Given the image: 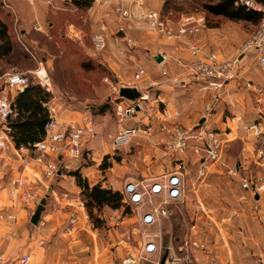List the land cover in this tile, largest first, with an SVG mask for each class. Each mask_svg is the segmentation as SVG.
Listing matches in <instances>:
<instances>
[{"label":"crops","instance_id":"crops-1","mask_svg":"<svg viewBox=\"0 0 264 264\" xmlns=\"http://www.w3.org/2000/svg\"><path fill=\"white\" fill-rule=\"evenodd\" d=\"M164 1L128 0L123 3V7L127 12L136 15L148 10L158 11ZM3 2L15 10L19 41L25 37V34L21 33L28 30L31 20V28L46 31L43 23L47 22L45 17L50 13L54 16L58 11L77 10L73 0ZM90 2L91 5L86 10L91 17L89 24L96 34L105 35V48L99 54L92 49L89 56H100V60L111 73L109 78L114 82L116 78L118 83L125 86H136L141 95L148 94V99L140 102V107L130 121L123 123H119L111 112L93 115L88 106L85 109L67 104L61 97L54 98V91L47 105L65 126H81L87 118L95 122L94 136L84 139L83 152L79 158L71 161L69 171L77 170L81 178L87 180L90 185L100 184L102 188L119 190L123 194L124 205L116 210L107 209L101 214L98 213L97 216L105 220V226L94 227L84 209L81 189L75 177L63 172L52 181L46 180L43 178L46 157H41L33 151H23L22 155L29 159L27 168L23 169L20 157L9 152L5 157L6 165L0 170L11 171V186L5 185V188L0 189V213L12 214L15 219L0 221V254L9 256L14 262L20 255L29 254L31 260L28 264H122V258L128 254H138L146 243L151 242L155 250L150 254V261L145 264H154L155 261L161 260L166 246H171L179 255L188 253L196 264H255L257 256L264 252V234H261V227H258L261 221L264 224V209L261 207L257 212L256 234L254 227L252 230L249 228L250 220L253 222L256 219H249V214L254 210L248 203L250 200L258 202L264 196L245 191L241 187L235 192L228 191V184L232 187L233 181L225 176V172L230 168L228 161L231 156L227 149L222 158L224 165H214L206 178L195 185L196 195L192 202L195 218L192 225L183 221L184 213L180 206L181 203L186 206L190 203L189 196L183 193V188L189 184V180L183 175L180 176L182 195L178 200L167 204L172 209V214L168 217H154L149 224L143 223V217L149 214L154 216L153 207L163 202L165 194H144L143 198L147 204L145 203L144 210H139V207L128 206L132 202L125 189L128 184H135L136 189L142 191V187L148 182H161L164 172L171 173L176 170V165L172 166L165 158L161 173L146 179L145 174L157 170L158 166L152 162L146 163L147 156L155 152V163L158 152L164 151L162 154L165 155L163 134L160 132L163 121L177 122L183 128L196 127L204 121L202 117L206 108L211 107L209 116L205 117L209 125L222 134L225 147L236 143L237 138H241V130L245 125L264 117V80L257 72L259 66H251V73L247 72L248 67H237L234 80L227 82L213 101L216 94L210 90L203 91L201 84L194 80L188 70L193 57L188 51L187 43L195 42L207 51L226 58L219 44L222 45L224 39L227 41V36L219 34V28H206L196 36L188 35L185 41L172 40L154 34L134 16H120L121 0ZM167 23L172 30H176V22ZM47 24L49 26L51 22ZM66 25L65 35L74 40V37L79 35L78 29L71 22ZM231 38L229 39L235 42ZM235 51L234 49L230 54ZM159 54L164 55V58L158 63L154 57ZM139 67L144 69L145 74L140 80H135L134 74ZM109 91L107 100L112 102L110 96L113 93ZM132 125L142 126L146 130L129 143L137 154L145 150L141 156L138 154L132 158V162L136 161L138 164L140 159L143 161L144 165L140 168L144 175L138 184L128 181L122 189L116 179L119 160L115 161L114 155L129 144L115 148L112 141L118 129ZM156 144L162 145L161 151L156 149ZM256 147L253 142L240 144L238 161L248 162L254 156ZM104 156H108L107 161L110 162L109 166L102 168ZM187 156L193 157L196 183V172L203 155L191 149L183 155H178L183 161ZM14 177H22L26 185L36 193L38 198L30 206L25 207L20 201L16 184L13 183ZM223 183L225 189H221ZM44 196L46 202L40 219L34 226L30 223V217ZM198 202L203 209H198ZM125 206L128 207V212ZM106 212L109 214L108 222L105 218ZM71 214L77 216L76 228L73 232L66 233L67 220ZM170 232L173 236L166 240L164 235ZM10 233L14 236L6 239Z\"/></svg>","mask_w":264,"mask_h":264},{"label":"built area","instance_id":"built-area-1","mask_svg":"<svg viewBox=\"0 0 264 264\" xmlns=\"http://www.w3.org/2000/svg\"><path fill=\"white\" fill-rule=\"evenodd\" d=\"M119 7L120 16L124 18L131 17V13L127 12L123 3L128 0H121ZM246 8L254 11L263 12L261 21L258 24L257 30L252 33L247 40L241 45L239 54L234 59L222 58L215 52L207 51L200 44L189 41L187 48L193 57V60L188 65V70L192 74L195 81L201 84L200 88L213 91L217 95L224 89L227 82L234 80L237 75L236 69L240 64L241 56L251 51L257 59L259 70L264 74V4H259L255 0H239ZM138 21L145 24L148 30L156 35H162L168 39L185 41L188 35H195L200 32L203 24L199 20L192 18H184L172 30L168 27L165 19L161 18L155 11H143L136 14ZM93 50L100 53L105 48V35L103 33L95 34L91 38ZM240 56V57H239ZM162 59L164 55H161ZM30 74V75H29ZM145 71L139 67L134 74L135 80H140L144 76ZM33 79H32V78ZM4 84L0 92V168L5 167L6 155L15 153L20 157L21 167L26 169L29 164V159L23 156L25 151L23 147L16 148L10 138V126L8 120L15 115L14 108L10 107L12 97L16 92H21L27 87L30 82H35L42 87L46 92L53 93L52 80L49 77L45 63L41 60L38 66L28 74L20 73L11 70L3 75ZM104 82L109 85L112 93L116 92V82L109 77L104 78ZM148 94L140 96L135 102L127 104L122 100L112 101L114 105V115L123 123L130 121L136 110L140 107V102L146 101ZM48 107V105H47ZM49 109V118L44 125V133L42 140L32 145L33 152H36L41 157H46L43 170V178L50 180L59 175L61 169L70 170L69 164L74 159L81 156V147L83 141L87 137H93L95 134V122L91 118H87L81 126H65ZM211 107H207L202 118L204 121L196 127L183 128L177 122L168 123L162 122L160 132L163 134V144L165 156L177 157L183 155L188 150L202 153L203 157L199 161V166L196 172L197 180L203 181L210 169L214 165H224L222 156L224 151V138L217 130L212 128L206 118L209 116ZM207 116V117H206ZM206 117V118H205ZM174 119V118H173ZM145 128L139 125L130 127H121L117 130L113 138V146L127 145L139 135L145 132ZM245 136L250 141L252 139L259 140L254 151V158L264 166V130L258 122H251L243 127ZM225 135V134H224ZM60 160V164H59ZM184 166L182 162H177L174 172H164L161 182H148L142 187V191H138L135 184H128L125 189L130 202L134 203L142 200L144 194H165L163 202L154 206L152 214L143 217V223L149 224L154 217H168L172 214V209L167 206L170 201L178 200L182 195L181 184V168ZM183 169V168H182ZM229 175H236V168H228ZM167 176V177H166ZM166 177V178H165ZM153 180V179H151ZM13 183L16 184V193L20 198L23 206L28 207L38 197L22 177H14ZM241 189L245 191L255 192V194L264 196V183H254L251 178H241ZM198 209H203L201 203H197ZM15 216L12 214L0 213V221H13ZM77 223L76 214H71L68 217L66 224V233H71L75 230ZM14 236L10 233L6 237L9 239ZM42 244L43 241H40ZM155 250L153 243H146L138 254H128L122 258V264H145L150 261V254ZM162 259L157 260L154 264H196V261L188 253L178 254L173 251L171 246H166ZM31 260L29 254L20 255L15 262L5 254H0V264H28ZM255 264H264V252L256 258Z\"/></svg>","mask_w":264,"mask_h":264},{"label":"trees","instance_id":"trees-1","mask_svg":"<svg viewBox=\"0 0 264 264\" xmlns=\"http://www.w3.org/2000/svg\"><path fill=\"white\" fill-rule=\"evenodd\" d=\"M255 1L261 5L264 4V0ZM73 3L77 10L87 9L91 5L90 0H73ZM168 6L163 4L160 11L162 18L165 16L166 11H170ZM200 9L206 14V18L222 19L232 24L250 23L256 27V30L263 16V12L246 8L239 0H203ZM65 14L67 12L58 11L55 13L54 16L58 18V21L55 24L51 22L46 31H39L34 28L23 31L21 34H25V37L22 41H19L18 35L20 33L16 28L15 13L0 0V76L11 67H16L14 59L16 60L15 56L18 53L25 61L36 59L46 61L47 54L51 57L53 63L54 72L52 76L49 74V77L55 90L68 100L72 97L82 103L84 99H95L96 95L101 93L102 88L98 82L101 77L100 72L107 74V76H110L111 73L100 60V56L90 57L86 49L80 47L76 41L66 37L65 33L62 32L63 22L68 19ZM218 23L219 21L211 23L209 20L204 19L203 26L198 34H201L206 28L218 29ZM88 26L90 27V24ZM92 32L95 33L93 29ZM198 34H195V36ZM91 38L92 35L87 43L90 50L93 49ZM32 41L36 43L34 45L30 44ZM41 47L44 48L45 54L35 57V48L40 53ZM51 98V93L46 92L33 81L21 92H16L13 95L12 102L15 115L8 120V123L11 129L10 138H12L16 148L21 146L30 152L33 151L32 145L42 140L44 125L49 118L47 103ZM86 106L90 108L93 115H102L105 112L114 114V105L107 100V96L99 103L86 102ZM240 144L241 141L237 140L236 143L227 146V152L235 156ZM107 158L108 156L103 157L102 168L109 166V162H106ZM63 172L75 177V181L81 189L80 195L84 209L94 227L102 228L105 226V220L98 217V213L101 214L107 209L116 210L124 205L122 201L123 194L119 190L102 188L100 184L90 185L87 180L81 178L77 170L65 171L61 169L59 174ZM125 209L127 212L129 211L126 206ZM165 236L166 240H169L173 234L170 232Z\"/></svg>","mask_w":264,"mask_h":264},{"label":"rangeland","instance_id":"rangeland-1","mask_svg":"<svg viewBox=\"0 0 264 264\" xmlns=\"http://www.w3.org/2000/svg\"><path fill=\"white\" fill-rule=\"evenodd\" d=\"M202 1L203 0H187V1L186 0H169V2H168V0H165L164 6L169 5L168 8L170 9V11H168V12L166 11L165 16H163V19H165L166 22L167 21H170L171 23L176 22L177 23L176 27L180 21H182L184 18L186 19L188 17L192 18L193 20H199L202 24L204 22V19L209 20L211 23H213L214 21H219V23L217 24V27L220 30L219 34H222V35L224 34L227 36V39H226L227 41H224L225 39L222 40V45L219 44V47H221L222 53H224V55H226L225 56L226 58L234 59L237 56V54H239V49H240L241 45L244 43L245 40L248 39V37L252 33H254V31L256 30V27L251 25L250 23H247V24H245V23H233L232 24V23L227 22V21L222 20V19L215 20V19H212L211 17L206 18V14H204V12H202L200 9V4ZM2 2H3V0H2ZM3 3H5V2H3ZM7 7L8 8L10 7L13 10V8L10 5H8ZM86 10L87 9L74 10L72 12L71 11L67 12V14H65V15L68 19L63 22L62 32L67 34L66 33V26H67L66 24L71 22L78 29V32H79L78 37H74L75 38L74 41H76L80 47H82V48L86 49L88 52H90L91 50H90V47L87 46V43H88L89 37L91 35L92 36L95 35L96 33L92 32V28H90L88 26V24H89L88 19L91 17L88 16V12ZM148 11H155V10H148ZM160 11H161V9H159L158 11H155V12L160 15ZM13 12H15V10H13ZM132 16H134V18H136L138 20L136 15H132ZM45 19L47 22H53L54 24L58 21V18L53 16L51 13L48 16H46ZM32 22H33L32 20L29 22V26L27 28L28 30L31 29L30 25ZM47 22L43 23V26L46 29L48 28ZM167 25H168V23H167ZM168 27L170 29H172L169 25H168ZM66 37H68V36H66ZM230 37H232L231 39L235 40L236 43L234 41H231L229 39ZM215 42L217 43V40H215ZM35 43L36 42L32 41L30 44L34 45ZM234 49L236 51L233 52V54H230V53H232V51ZM40 50H41L40 53H39V50L36 48H35L36 53H34L35 51H32L35 54V57H38V56L40 57V54H42V55L45 54L44 53L45 50L43 47H41ZM96 54H99V53H96ZM46 56H47L46 57L47 60L44 61L43 63H45V66L48 70V74H50V76H52V73L54 72V69L52 66L53 63L51 61V57L48 56L47 54H46ZM96 57H98V56L96 55ZM15 58H16V60L14 59V61H15L16 67H14V68L11 67L10 69H8L6 71V73L10 72L11 70H14V71H17L20 73H25V74L27 73L28 74L30 71L34 70L38 66V62L41 61L40 59L26 60L25 61L22 59V56L19 53L16 54ZM257 65H258V63H257L256 57L254 56V54L251 51H248L245 55L241 56V60H240V64L238 65V68L243 69L245 67H248L247 72L251 73V71H252L251 66L257 67ZM257 72H259V76L262 77L264 80V74L260 70L258 71V68H257ZM260 73H261V75H260ZM100 76L101 77L98 80V82L101 85L102 91L99 95H96L95 99H91V98L88 99L87 98L86 100L84 99V101H82V103H79L77 100H75L72 97L70 100H68V98L61 96L60 93L57 92L53 86V91L55 92L54 98H56V96L61 97L67 104H70V105L73 104L75 106H81L82 108H85V109H86V102L93 101V102L99 103L110 92L109 91L110 90L109 85L104 82V78L109 77V76H107V74H104L102 72H100ZM3 84H4L3 76H0V92H1V89L3 87ZM262 93H264V89H263ZM253 122L260 123L262 126V130H264V117L262 119L253 120ZM241 131H242L241 136H240L241 138H237L239 141H241V145H242V143L253 142L257 146L259 140L252 139L250 141L249 139L246 138L245 133L243 132V128ZM225 144L226 143L224 142V144H223L224 151H223L222 158L224 157L225 152H226ZM156 146H157L156 149L158 148L159 151L162 150L161 144H156ZM81 151H82V147H81ZM135 151L136 150L134 149V147L130 146V144H129L126 147L118 150L116 153L117 155L116 154L114 155V157H116V158H114V160L115 161L119 160L118 168L116 171V175H117L116 179L119 180V183H120L122 189L124 188L126 182H128V181H132V182H135L137 184L142 181L141 176H143L144 174L142 173V170H141L142 168H140V167H142V165H144V164H143V161L141 159L139 160V164L136 161L132 162V158H134V156L137 157L139 154V153L137 154ZM143 151H145V150H142V152H140L139 156H141V154L144 153ZM153 151H155V148ZM154 153L155 152H152L149 154V156H147L148 158L146 160V163L152 162V164L158 165L157 170H155V171L151 170L150 173L149 172L146 173L145 174L147 176L146 179L153 178L154 176L161 173L160 169H161L163 163L165 162L164 161L165 158L169 160V162L171 163L172 166L176 165L177 162L183 161V160H180V158L178 156H177L178 158L174 157L177 159H174V158L171 159V158L163 155L162 153H164V151L163 152L161 151V152H158L157 161L154 163V161L156 160ZM160 154H162V155H160ZM120 161H121V163H120ZM137 161H138V159H137ZM106 162H110V160L106 161ZM228 162H229L228 166L230 168L232 167V168L237 169L236 175H228L225 172V176H228L230 178V180L233 181L232 187L230 184H228V191L232 190L235 192V190L236 191L240 190L241 178H243V177L251 178L252 182H254V183H264V166L260 162L256 161L254 156L251 157V159L248 160V162L243 163V162L238 161L237 154L235 156L231 155ZM183 163H185L186 165H184L182 167L183 169L181 168V172H182L181 175H183L184 178L189 180V184L183 188V193L186 196H189L190 203L187 206L184 203H181L180 206L182 208V212L184 213L183 221L187 224L191 223V225H192L194 223L193 221L195 218V216L193 214V208L194 207H193V203H192L194 195H196L195 185L199 184L201 181L196 180V183H195L193 157L187 156V159H184ZM53 179L54 178L50 179V181H52ZM10 180H11V171H9V169H7L5 171L0 170V189L5 188V185L11 186ZM226 186H227V184H226ZM221 189H225L224 183L221 185ZM145 203L147 204L146 199L142 198V200H138L137 202L129 203L128 206L132 207V208L139 207L138 208L139 210H144L143 208L146 206ZM248 206L254 210V211L252 210L253 211L252 214H249V219H251L252 217H254L256 219L253 222H252V220H250L249 228L251 230L255 228V233L257 234V229H258L257 228V226H258L257 212H258V209H260L261 207H263V209H264V198H261L258 202L254 201V200H250V202L248 203ZM190 212H191V214H190ZM108 216H109V214L106 212L105 218H107V222L110 220L108 218ZM258 227H261V234L263 235L264 234V224L262 221H261V225ZM164 237H165V235H164Z\"/></svg>","mask_w":264,"mask_h":264},{"label":"water","instance_id":"water-1","mask_svg":"<svg viewBox=\"0 0 264 264\" xmlns=\"http://www.w3.org/2000/svg\"><path fill=\"white\" fill-rule=\"evenodd\" d=\"M154 60H156L158 63L162 61V57L161 55H156L154 57ZM115 82H116V92L113 93L110 96V99L112 101H116V100H122L124 102H126L127 104H131L133 102H135L137 99L140 98L141 93L140 91L137 89L136 86H125L123 84L118 83V80L115 78ZM10 107L13 108V102L10 104ZM46 202V196H44L38 203V205L36 206V208L33 211V214L30 217V223L32 225H37L42 210L44 208Z\"/></svg>","mask_w":264,"mask_h":264}]
</instances>
